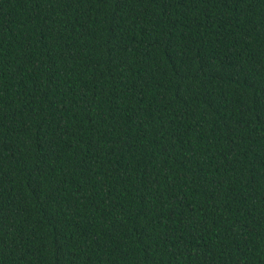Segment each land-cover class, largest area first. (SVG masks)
I'll list each match as a JSON object with an SVG mask.
<instances>
[{
	"label": "trees",
	"instance_id": "16d2710c",
	"mask_svg": "<svg viewBox=\"0 0 264 264\" xmlns=\"http://www.w3.org/2000/svg\"><path fill=\"white\" fill-rule=\"evenodd\" d=\"M0 264H264V0H0Z\"/></svg>",
	"mask_w": 264,
	"mask_h": 264
}]
</instances>
